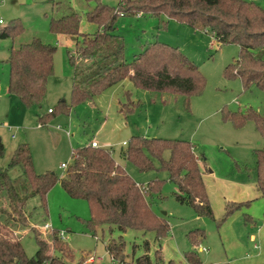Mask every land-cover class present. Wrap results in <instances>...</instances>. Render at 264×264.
Returning a JSON list of instances; mask_svg holds the SVG:
<instances>
[{
    "label": "rangeland",
    "instance_id": "obj_1",
    "mask_svg": "<svg viewBox=\"0 0 264 264\" xmlns=\"http://www.w3.org/2000/svg\"><path fill=\"white\" fill-rule=\"evenodd\" d=\"M61 1L69 7L66 12L82 15V33L93 34L98 29L84 17L95 7V1ZM99 1L115 7L119 0ZM245 1L264 8V0ZM51 13L49 5L40 1L0 0V27L19 18L25 28V33L13 42L9 37L0 38V137L4 145L0 170H6L13 179H22L21 170L9 168L8 163L15 147L26 142L36 173L49 170L61 175L64 168L60 164L70 162L73 150L96 140L100 147L112 153L144 195L148 183L158 182V189L144 197L156 216L165 219L168 230L157 238L153 231L128 229L121 233L114 225L97 223L95 232H91L86 224L91 216L89 203L70 197L56 183L45 196L46 213L38 196L30 198L27 204L30 224L40 232L47 246L46 252L52 258L59 256L62 264H135V259L145 253L143 243L146 240L152 262L156 251H160L165 263L186 264L185 254L194 249L204 264H264V196L259 195L254 183L253 154L254 149L262 147L263 141L252 121L235 128L221 115L223 108L244 111L251 107L259 112L264 108L263 90L255 85L243 87L238 76L224 70L238 57L239 46L236 43L220 45L210 33L166 19L162 14L120 15L116 20V33L123 38L126 62L147 44L154 41L167 43L177 47L197 65L205 79L203 90L190 96L168 90L151 91L137 87L125 78L100 91L91 103L72 104V67L68 54L74 41L67 48L64 37H56L50 31ZM32 36H39L44 43L55 46L54 70L48 77L46 94L40 105L24 106L17 96L7 93V58L12 45L27 42ZM127 98L134 101L135 107L124 116L118 111V104L126 102ZM61 100L65 102L66 111L59 107ZM49 108L54 112L48 114ZM133 135L179 139L193 145L195 154L203 159V182L212 217L197 216L192 207L176 200L178 187L169 179L167 171L158 167L156 158L152 160L154 169L140 171L120 156ZM167 156L168 152H165L164 157ZM225 200L250 201L244 209L231 213L218 227L216 223L223 217ZM4 202L0 195V204ZM244 211L255 222L253 226L244 224ZM45 223L51 229H45ZM196 228L203 229L205 235L193 246L188 233ZM52 231L64 234L63 240L59 238L64 245L58 248L59 252L51 239ZM119 235L124 242L123 254L115 259L107 252L106 244L111 239L118 242ZM16 236H19L26 256L32 257L37 250L34 231L23 229ZM254 244L259 249H254ZM200 247L205 249L199 250ZM89 257L93 259L89 261Z\"/></svg>",
    "mask_w": 264,
    "mask_h": 264
},
{
    "label": "trees",
    "instance_id": "obj_2",
    "mask_svg": "<svg viewBox=\"0 0 264 264\" xmlns=\"http://www.w3.org/2000/svg\"><path fill=\"white\" fill-rule=\"evenodd\" d=\"M93 1L95 7L84 14L88 22L98 27L93 34L80 31L82 15L66 12L69 7L63 2H53L49 17V29L53 34L69 36L74 41L68 54L72 67V104L91 103L100 91L125 78L137 87L151 91L168 90L190 96L203 90L205 79L197 65L177 47L167 43L154 41L147 44L130 62H126L123 38L116 33V20L120 14H162L166 19L210 33L220 45L236 43L239 55L225 66V72L238 76L245 88L255 85L264 91V8L255 3L245 0H119L117 6L112 7L99 0ZM24 31L23 24L16 18L0 29V37H9L13 41ZM54 52V45L44 43L37 36L12 45L7 59L8 94L17 96L24 106H39L46 94L48 77L54 70ZM134 104L127 98L126 102L119 103L118 111L125 116L134 110ZM59 107L67 110L63 100ZM53 112L51 109L49 113ZM221 115L235 128H241L250 120L260 134L263 145L253 150L254 174L257 191L264 196V108L261 112L251 107L244 111L223 108ZM165 152H168L167 157H164ZM3 153L0 138V157ZM120 156L131 161L140 171L154 169L152 160L156 158L158 167L166 170L169 179L178 187L176 200L192 207L197 216L212 217L202 169L189 141L133 135L127 148L120 151ZM234 165L240 168L237 163ZM8 166L18 167L22 179H13L6 170H0V195L5 201L0 204V264H62L59 256L52 258L46 252V243L40 232L32 228L31 213L27 210L28 200L38 196L46 213L45 196L56 183L70 197L85 199L89 203L91 216L86 224L91 232H95L97 223L114 225L121 233L128 229L153 231L157 238L168 230L165 219L156 216L144 197L158 189V182H155L157 186L148 183L144 195L108 149L87 144L73 150L70 162L58 175L49 170L36 173L28 144L21 142L13 150ZM249 201L227 200L223 217L216 225L219 227L231 213L244 209ZM243 222H253L246 211L243 212ZM28 228L34 231L37 242L32 257L26 256L19 236H16L18 231ZM50 235L57 251L64 247L58 232L52 231ZM204 235L203 229L199 228L188 233L193 246ZM123 246L122 235H119L118 242L111 239L106 244V250L117 259L123 254ZM143 248L145 253L135 259V264H173L171 261L165 263L160 251H156L152 262L146 240ZM185 260L186 264H203L194 249L185 254Z\"/></svg>",
    "mask_w": 264,
    "mask_h": 264
},
{
    "label": "crops",
    "instance_id": "obj_3",
    "mask_svg": "<svg viewBox=\"0 0 264 264\" xmlns=\"http://www.w3.org/2000/svg\"><path fill=\"white\" fill-rule=\"evenodd\" d=\"M35 1H40V2H43V3H46L47 5H49V7H50V10L52 11V7H53V2L54 1H60V2H63V1H61V0H31V3H34ZM63 3H65V2H63ZM137 15H140V14H137ZM81 24V23H80ZM6 26V25H5ZM2 27H4V26H2ZM2 27H0V29L2 28ZM25 33V32H24ZM23 33V34H24ZM22 34V35H23ZM22 35H20L19 37H21ZM56 37H60V35L59 34H54ZM61 36H63L64 38V40H63V42H65L64 44H65V46L67 47V48H69V47H71L72 46V42H73V38L72 37H69V36H65V35H61ZM19 37H17V38H19ZM32 37H34V36H32ZM32 37H30L29 38V40L32 38ZM37 37H39V36H37ZM0 38H2V37H0ZM6 38H8V37H6ZM40 38V37H39ZM3 39V38H2ZM58 39V38H57ZM13 42V41H12ZM23 42H25V41H23ZM8 59V58H7ZM7 85H8V82H7ZM6 89H7V87H6ZM7 93H8V91H7ZM120 103V102H119ZM23 105V104H22ZM118 106H119V104H118ZM50 109V108H49ZM49 109H47V112H48V110ZM48 114H49V112H48ZM40 119H41V117H40ZM0 125H2V124H0ZM1 138V137H0ZM91 141V140H90ZM124 142V141H123ZM3 143V142H2ZM90 142H88V143H86L85 145H87V144H89ZM195 153V152H194ZM196 155V154H195ZM196 157L198 158V162H199V164H200V167H201V169H202V178H203V168H204V164H203V159H202V161H200V157L198 156V155H196ZM123 158V157H122ZM116 161V160H115ZM116 163L117 164H119L117 161H116ZM205 169V168H204ZM205 171V170H204ZM254 181H255V179H254ZM232 183H235V182H233V181H231ZM239 182H242V180L241 181H239ZM255 183V182H254ZM256 185V184H255ZM227 200H225L224 201V203L226 202ZM231 201H235V200H231ZM245 201V200H244ZM244 201H236V202H244ZM245 224V223H244ZM251 225H249V224H245V225H248V226H253L254 224H255V222L253 221L252 223H250ZM253 248L254 249H259V247L256 245V244H254L253 245ZM204 264V263H203ZM225 264H227V263H225Z\"/></svg>",
    "mask_w": 264,
    "mask_h": 264
},
{
    "label": "built area",
    "instance_id": "obj_4",
    "mask_svg": "<svg viewBox=\"0 0 264 264\" xmlns=\"http://www.w3.org/2000/svg\"><path fill=\"white\" fill-rule=\"evenodd\" d=\"M120 15H122V14H120ZM1 23H2V19H1V17H0V24H1ZM50 111H51V109L48 110V112H50ZM125 143H126V142H123V144H125ZM89 144H90L92 147H100L99 144H98V142H97L96 140H91ZM60 166H61L62 168H66L67 164L64 163V162H62V163L60 164ZM43 227H44L45 229H51V228L49 227L48 223H45V224L43 225ZM58 236H59L60 239L63 240V238H64V234H63V232H61V231L58 232ZM204 249H205L204 247H200V248H199V250H204ZM88 259H89V261H91V260L93 259V257H89Z\"/></svg>",
    "mask_w": 264,
    "mask_h": 264
}]
</instances>
